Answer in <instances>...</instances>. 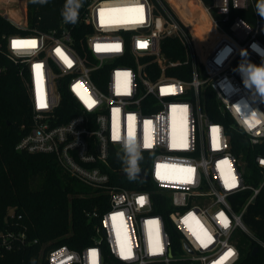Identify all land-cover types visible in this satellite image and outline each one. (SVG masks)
Segmentation results:
<instances>
[{
  "label": "built area",
  "instance_id": "built-area-1",
  "mask_svg": "<svg viewBox=\"0 0 264 264\" xmlns=\"http://www.w3.org/2000/svg\"><path fill=\"white\" fill-rule=\"evenodd\" d=\"M179 1L189 3L190 20L172 0H89L84 32L66 25L29 31L26 20L16 24L25 32L4 36L31 107L30 130L16 150L54 156L65 173L107 197L105 211L87 213L91 243L81 250L54 247L47 264H239L252 241L264 250L244 223L264 187V94L248 76V64L264 73L261 0ZM195 25L208 27L213 46L207 53ZM171 38L181 44L183 60L163 51ZM185 65L189 79L172 75H186ZM244 142L261 150L259 188L245 180L246 164L237 155ZM125 145L148 164V171H138L154 190L111 167L116 151L127 153ZM117 171L135 187L114 184ZM250 189L253 195L236 211L231 200ZM159 195L167 200L158 206L165 214L157 211ZM37 244L24 233L0 235V251Z\"/></svg>",
  "mask_w": 264,
  "mask_h": 264
},
{
  "label": "trees",
  "instance_id": "trees-1",
  "mask_svg": "<svg viewBox=\"0 0 264 264\" xmlns=\"http://www.w3.org/2000/svg\"><path fill=\"white\" fill-rule=\"evenodd\" d=\"M172 2L182 17L190 20L189 16L184 14V11H188L185 6L189 7V3L182 5L179 0ZM80 3L82 6L78 9L77 21L72 23L65 22L64 18V13L75 7L74 4L70 5L68 0H47L43 4L26 0L28 30L49 32L66 25L70 29L75 27L84 32L81 17L89 0H80ZM192 10L191 8L193 13ZM23 32L25 31L20 30L0 12V235L8 231L24 233L28 239L37 240L38 244L16 251H0V264H47L46 256L54 247L66 245L81 250L88 246L91 243L93 228L87 213L96 208L103 212L108 203L105 194L94 192L65 173L54 156L16 150L17 144L30 130L31 107L18 67L6 59L8 54L3 38ZM193 33L205 46L204 53H207L210 46L197 25L193 26ZM163 51L173 60L184 59L183 48L176 39H167L163 43ZM248 66L252 69L248 76L261 90L264 88V75L258 77L257 73L261 72L250 64ZM190 68L189 65L183 66L186 75L181 70L172 72V75L189 79ZM262 92L264 94V91ZM64 103H70L67 95ZM260 151V147L253 148L247 142L239 146L237 151V155L241 156L246 164V183L252 188H259L261 184L262 171L256 162ZM134 154L116 151L109 160L111 167L120 172L126 171L130 166L127 161ZM137 167L148 171V164L144 162L143 157L138 160ZM118 171L113 173V183L129 189L134 188L135 185ZM143 188L151 191L155 189V185L148 181ZM252 195L251 189L240 193L231 200L233 208L236 211L241 210ZM154 199L157 211L165 214L164 208L158 206L165 203L167 206V200L161 195L155 196ZM244 223L257 239L264 242V187L249 205ZM167 226L174 243H177L179 235L169 223ZM43 246L45 257L40 258ZM256 246L257 243L252 241L239 264H264L262 248L257 255L252 256V250Z\"/></svg>",
  "mask_w": 264,
  "mask_h": 264
},
{
  "label": "clouds",
  "instance_id": "clouds-1",
  "mask_svg": "<svg viewBox=\"0 0 264 264\" xmlns=\"http://www.w3.org/2000/svg\"><path fill=\"white\" fill-rule=\"evenodd\" d=\"M33 3L39 2L41 4L46 3L47 0H32ZM68 3L74 4L75 7L73 9H70L64 13L65 22H72L75 23L77 21L78 17V9L82 6L80 3V0H68ZM257 11L258 14L262 17H264V0H261V2L257 5ZM261 91H264V88L261 89ZM125 152L127 153H133L134 155H131L129 160L127 161L130 165L126 171L129 173L130 176L134 175L138 171V160L142 157L140 156V153L138 150L133 149L132 147H129L125 145ZM264 163V161H262Z\"/></svg>",
  "mask_w": 264,
  "mask_h": 264
},
{
  "label": "rangeland",
  "instance_id": "rangeland-1",
  "mask_svg": "<svg viewBox=\"0 0 264 264\" xmlns=\"http://www.w3.org/2000/svg\"><path fill=\"white\" fill-rule=\"evenodd\" d=\"M9 1L10 2H5V1L0 2V8L5 9V14L4 15L7 17V19H9L11 22L13 20V21H18V22L21 21L23 23H26V20H27V16H26V12H27L26 0H9ZM24 3H25V7H26V12L24 10ZM12 11L16 12L17 15H12ZM6 59L11 61V59L9 57H7ZM42 249L43 250H41L40 258H44L45 257V252H44L45 251V247L43 246Z\"/></svg>",
  "mask_w": 264,
  "mask_h": 264
},
{
  "label": "snow or ice",
  "instance_id": "snow-or-ice-1",
  "mask_svg": "<svg viewBox=\"0 0 264 264\" xmlns=\"http://www.w3.org/2000/svg\"><path fill=\"white\" fill-rule=\"evenodd\" d=\"M32 44H33V46H34V42H32ZM13 46L14 47H18V46H22L19 42H14V44H13ZM141 47H145L146 45L145 44H141L140 45ZM97 50H101L99 47H98V49ZM113 50H119V46L118 45H116V46H113ZM59 51V50H58ZM66 59V58H65ZM69 63V66H71L70 65V62H68ZM37 67H39V66H37ZM261 75H264V73H257V76L259 77V76H261ZM171 89H164L163 91H170ZM94 102H91V101H89V107H92V104H93ZM46 105L43 103V102H41V104H40V107H45ZM148 123H150V122H148ZM219 130L218 129H213V132L214 133H217ZM116 138H118V137H116ZM145 146L146 147H150V144H148V143H146L145 144ZM218 146V145H217ZM225 163H227L226 161H225ZM236 186V184H235V177H233L232 178V183H230V184H228V187H235ZM139 202L142 204L143 202H144V198L143 197H141L140 198V200H139ZM225 226H227L226 225V223H225ZM157 250H159V249H157ZM91 255H92V257L93 258H95V256H96V253H95V251H93L92 253H91ZM229 255H231V253H229ZM94 264H95V261H94Z\"/></svg>",
  "mask_w": 264,
  "mask_h": 264
},
{
  "label": "water",
  "instance_id": "water-1",
  "mask_svg": "<svg viewBox=\"0 0 264 264\" xmlns=\"http://www.w3.org/2000/svg\"><path fill=\"white\" fill-rule=\"evenodd\" d=\"M1 13H4V11H1ZM125 177H130L133 179H138L140 181H148L149 180V176L144 172V171H137L134 175L130 176L128 172H124L122 174ZM188 252H191V250L186 247ZM260 248L258 246L254 247L252 250V256H255L259 253Z\"/></svg>",
  "mask_w": 264,
  "mask_h": 264
},
{
  "label": "bare ground",
  "instance_id": "bare-ground-1",
  "mask_svg": "<svg viewBox=\"0 0 264 264\" xmlns=\"http://www.w3.org/2000/svg\"><path fill=\"white\" fill-rule=\"evenodd\" d=\"M196 9V13H198L197 11H199V8L198 7H196L195 8ZM194 14V13H193ZM199 14H201L200 12H199ZM201 17H203V16H201ZM204 18V17H203ZM207 25V24H206ZM199 27V26H198ZM205 27V26H204ZM201 30V33L204 35V37H205V39H206V41H207V44L210 46V49L212 48V46H213V39L209 36V34H208V32H206L207 31V29H208V27L204 30L203 29V27L201 26V28H200Z\"/></svg>",
  "mask_w": 264,
  "mask_h": 264
},
{
  "label": "crops",
  "instance_id": "crops-1",
  "mask_svg": "<svg viewBox=\"0 0 264 264\" xmlns=\"http://www.w3.org/2000/svg\"><path fill=\"white\" fill-rule=\"evenodd\" d=\"M3 1H5V2H10L9 0H0V2H3ZM24 10H25V12H26L25 3H24ZM1 11H4V14H5V9L0 8V12H1ZM12 15H17V13L14 12V11H12ZM8 16H9V15H8ZM26 16H27V12H26ZM12 22H13L15 25L19 23L18 21H13V20H12Z\"/></svg>",
  "mask_w": 264,
  "mask_h": 264
}]
</instances>
